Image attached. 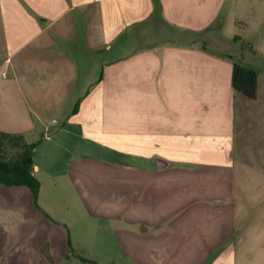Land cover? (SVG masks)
I'll list each match as a JSON object with an SVG mask.
<instances>
[{
    "label": "crops",
    "instance_id": "obj_1",
    "mask_svg": "<svg viewBox=\"0 0 264 264\" xmlns=\"http://www.w3.org/2000/svg\"><path fill=\"white\" fill-rule=\"evenodd\" d=\"M157 2L156 19L155 0H0V131L37 148L26 140L36 124L65 115L62 126L127 157L71 168L89 213L122 224L114 234L134 264H264L263 212L253 251L236 248L261 197L235 189L232 158L260 163L263 150L244 142L257 113L232 90L231 61L199 42L126 49L150 28L210 30L224 0Z\"/></svg>",
    "mask_w": 264,
    "mask_h": 264
},
{
    "label": "rangeland",
    "instance_id": "obj_2",
    "mask_svg": "<svg viewBox=\"0 0 264 264\" xmlns=\"http://www.w3.org/2000/svg\"><path fill=\"white\" fill-rule=\"evenodd\" d=\"M222 3V10L215 16L210 30L189 36L171 33L168 28L161 27L162 32L150 28L140 39L131 36L126 41V49L133 53L165 40L183 46L199 42L206 51L227 54L256 71L257 102L234 93L251 102L252 111L257 113L254 122L245 127L244 142L255 143L257 149L263 150L262 156L260 163L252 160L251 155L246 156L245 161L240 160L241 154L232 158L235 189H245L261 197L257 203H251L246 214L245 211L239 214L253 220L258 218L247 223L245 242L236 246L241 252H252L253 246L246 239L264 213V195H261L264 193V0H224ZM131 32L133 35L137 30ZM64 120L65 115L57 126L36 124L32 135L26 138L39 142L32 150V174L39 183L36 200L26 187L0 185V264H134L129 255L124 254V241L114 234V228L122 224L89 213L83 194L75 190L76 174L72 175L71 168L75 159L79 167L85 161L101 160L102 164H110L107 162L111 159L121 164H129V161L121 153L116 155L85 138L79 126H62ZM239 169L244 176L240 183ZM93 177L90 173L92 180ZM235 206H238L236 197ZM253 259L252 256L237 257L241 264H252Z\"/></svg>",
    "mask_w": 264,
    "mask_h": 264
},
{
    "label": "trees",
    "instance_id": "obj_3",
    "mask_svg": "<svg viewBox=\"0 0 264 264\" xmlns=\"http://www.w3.org/2000/svg\"><path fill=\"white\" fill-rule=\"evenodd\" d=\"M155 18L160 15V7L155 0ZM212 27V26H211ZM251 47V51H252ZM253 52V51H252ZM232 63L231 88L234 92L253 101L257 96V73L252 67L237 62L227 54H218ZM77 107L73 110L76 111ZM35 144H29L22 135L0 131V185L6 187L23 186L29 189L34 200L39 192V183L32 174V150Z\"/></svg>",
    "mask_w": 264,
    "mask_h": 264
},
{
    "label": "water",
    "instance_id": "obj_4",
    "mask_svg": "<svg viewBox=\"0 0 264 264\" xmlns=\"http://www.w3.org/2000/svg\"><path fill=\"white\" fill-rule=\"evenodd\" d=\"M165 162H163L162 160H158L157 161V167L160 169V168H163L165 166Z\"/></svg>",
    "mask_w": 264,
    "mask_h": 264
}]
</instances>
